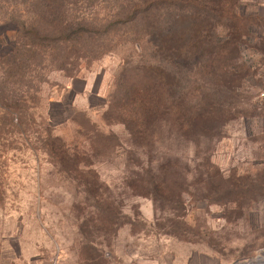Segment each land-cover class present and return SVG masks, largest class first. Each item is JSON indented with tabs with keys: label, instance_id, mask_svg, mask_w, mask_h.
Instances as JSON below:
<instances>
[{
	"label": "rangeland",
	"instance_id": "1",
	"mask_svg": "<svg viewBox=\"0 0 264 264\" xmlns=\"http://www.w3.org/2000/svg\"><path fill=\"white\" fill-rule=\"evenodd\" d=\"M125 3L72 0L60 36L41 4L0 0V264H264V0H238L217 28L226 69L187 66L204 131L175 124L149 149L113 107L125 70L153 53L117 15ZM152 174L168 181L157 199Z\"/></svg>",
	"mask_w": 264,
	"mask_h": 264
},
{
	"label": "trees",
	"instance_id": "2",
	"mask_svg": "<svg viewBox=\"0 0 264 264\" xmlns=\"http://www.w3.org/2000/svg\"><path fill=\"white\" fill-rule=\"evenodd\" d=\"M237 1L126 0L123 4L124 9L117 12L125 21L122 23L140 27L139 36L141 33L144 36L141 37V42L147 45L148 50H153L148 58L141 59V64L135 66V70H125L126 77L120 90L121 97H118V103L113 106L135 144L148 149L154 147L162 130L167 131L170 137L175 124L181 130L194 126L199 133L204 131L203 125H196L203 110L201 106L195 111L196 118L194 120L191 118L192 106L187 104L188 97L184 92L186 69L187 66L189 68L191 66L190 72L197 73L205 65L206 72L214 74L216 70H220L219 68L226 69L227 62L215 66L214 56L220 50L216 42L220 36L216 34V30L223 18L234 14L233 8L236 7ZM33 3L45 7L47 12L43 13V17H48L56 31L63 36L70 25L64 20V10L72 4V0H33ZM175 6L180 12L177 34H174L170 25L172 8ZM58 20L63 21L58 23ZM64 21L67 23L66 26L62 24ZM77 24L82 26L83 23ZM42 32L41 30L32 32L29 27L23 25L20 36L40 40L44 37ZM37 49L30 46L28 50ZM194 59L197 61L193 71L190 61ZM24 73L23 66L18 64L14 74L24 77ZM195 89L199 92L198 84L195 85ZM2 95L1 99L6 100L7 96L3 92ZM10 100L14 103L8 104L11 111L7 112L19 115L23 108L21 100L12 98ZM142 181H145L144 194L154 196L155 199L159 198V194L163 193L168 183L164 179L157 180L154 174Z\"/></svg>",
	"mask_w": 264,
	"mask_h": 264
},
{
	"label": "crops",
	"instance_id": "3",
	"mask_svg": "<svg viewBox=\"0 0 264 264\" xmlns=\"http://www.w3.org/2000/svg\"><path fill=\"white\" fill-rule=\"evenodd\" d=\"M176 264V263H169ZM185 264H217L214 258L205 254H196L189 257Z\"/></svg>",
	"mask_w": 264,
	"mask_h": 264
},
{
	"label": "built area",
	"instance_id": "4",
	"mask_svg": "<svg viewBox=\"0 0 264 264\" xmlns=\"http://www.w3.org/2000/svg\"><path fill=\"white\" fill-rule=\"evenodd\" d=\"M261 97H262V99L264 100V88H263V91H262V93H261Z\"/></svg>",
	"mask_w": 264,
	"mask_h": 264
},
{
	"label": "bare ground",
	"instance_id": "5",
	"mask_svg": "<svg viewBox=\"0 0 264 264\" xmlns=\"http://www.w3.org/2000/svg\"><path fill=\"white\" fill-rule=\"evenodd\" d=\"M261 262H262V260H258L257 262H255L253 264H257V263H261Z\"/></svg>",
	"mask_w": 264,
	"mask_h": 264
}]
</instances>
